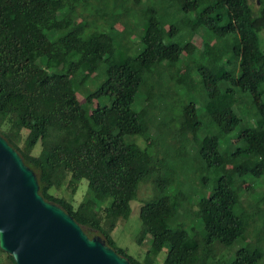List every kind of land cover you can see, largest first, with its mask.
<instances>
[{
  "label": "trees",
  "instance_id": "16d2710c",
  "mask_svg": "<svg viewBox=\"0 0 264 264\" xmlns=\"http://www.w3.org/2000/svg\"><path fill=\"white\" fill-rule=\"evenodd\" d=\"M263 4L0 0V133L36 171L45 199L133 264L151 263L119 246L113 231L149 181L137 235L140 245L150 238L147 261L167 249L164 264H262L264 224L253 248L244 239L256 216L264 220V191L252 211L242 192L264 179ZM196 34L207 47L192 41ZM100 67L99 86L82 90ZM164 87L166 96L152 97ZM83 179L78 205L56 193ZM211 179L208 192L194 186ZM240 241L234 259L217 258L219 245Z\"/></svg>",
  "mask_w": 264,
  "mask_h": 264
},
{
  "label": "water",
  "instance_id": "95a60500",
  "mask_svg": "<svg viewBox=\"0 0 264 264\" xmlns=\"http://www.w3.org/2000/svg\"><path fill=\"white\" fill-rule=\"evenodd\" d=\"M0 248L16 264H133L45 199L36 171L1 133Z\"/></svg>",
  "mask_w": 264,
  "mask_h": 264
},
{
  "label": "rangeland",
  "instance_id": "374dc122",
  "mask_svg": "<svg viewBox=\"0 0 264 264\" xmlns=\"http://www.w3.org/2000/svg\"><path fill=\"white\" fill-rule=\"evenodd\" d=\"M157 1H160V3H163V0H157ZM251 1L253 4L256 2V0H251ZM254 7L256 8V5H254ZM132 19H130V22ZM185 20H188V18L185 17L183 21H185ZM81 22H82L81 19H79L78 23L81 24ZM115 29L121 31L123 29V23L118 22L115 25ZM263 35H264V31L261 32L262 38H263ZM201 36L204 37L203 34L202 35H200V34L194 35L192 38V41L200 49H203V48L207 47L206 46L207 38L204 37L206 39V40H204ZM212 44L217 45L215 41L212 42ZM262 45L264 48L263 43H262ZM124 56H125V52L123 50L122 51L120 50L116 55V57L119 60L122 59ZM162 72L163 71L159 69V74L161 76H162ZM190 72H191L190 68H185L182 73H184L185 75H188ZM161 76H160V78L163 79V76L162 77ZM100 77H101V79H100ZM101 81H102V67H100L92 75L88 76L86 79V82L82 81V90H84V91L95 90L99 86ZM194 85H195V83H194ZM168 93H169V88L164 87V88H161V89L153 92L152 97L156 98V97H159L160 95L166 96ZM157 95H159V96H157ZM79 98L81 99L82 102H85L84 92H79ZM100 100H102V99H99V100L96 99L95 104ZM106 101L107 100H102L101 102H106ZM162 122L163 121H161V123L158 127L160 130L163 129V123ZM192 135L193 134H190L191 139H192ZM239 138H241V137H238L235 140L237 141ZM136 142L138 144H140L141 146L146 145V143H145L146 140L143 139L142 137L137 138ZM40 147H41V144L39 143L37 145V147L35 148V152H39ZM224 169H225L226 173H228V172L231 173L232 170L235 169L234 162H228L225 165ZM183 178H188V177H183ZM213 184H214L213 180L211 179L210 183L206 186L205 185L200 186L199 184H196L194 186L196 187L198 185L200 187L199 188L200 192H206V191L208 192V191H210V189H212ZM254 187L250 186V187L244 189V191L242 192V201H243V204L247 208L248 211H250V210L252 211L251 205H254L257 203V200L260 197V194L264 191V179L258 180L257 184L254 185ZM87 188H88V180L83 179L78 188L73 189L70 186H65L62 189L56 191V193L60 196L67 197L68 199L72 200L75 203V205H78L82 201V199L84 198V195L87 192ZM253 188H254V190H253ZM153 192H154V183L153 182L149 181V182L142 183V185L140 187L138 198L136 200L132 201L133 213H132L131 217L127 220H121L118 223L117 227L113 231V236L116 239L117 244L119 246L126 248L130 254H132L133 256L138 258L139 260L144 261V262H149L151 264H164L166 262L167 249H164L162 252H160L157 255V258L151 257V259H153V261L151 262L150 261L151 259H149L147 261V256H148L147 251L150 247V238H147L146 241L144 242V244H142V245L138 244V242H137V235L139 234V232L142 228L139 205L142 203V200H146L148 198H151L153 196ZM260 205H261V208L264 209V204L260 203ZM256 219H257V222L255 224H252V226L250 227V231H251L250 234L246 235L245 239H244V242L247 240V242H249V246H252V248L254 247L253 245L256 243L254 234L257 232L258 226H262L264 224V220L262 218L260 219L259 217L256 216ZM187 223H188L187 228L189 230H191L192 225H194L195 221H193V219H191V217H190L187 219ZM195 227H193L192 230H194V231L197 230ZM242 244H243V242L240 241V242H238V244H235L233 246H228V247H224L222 245H219L221 247V250L218 252L217 258H219V259L222 258L225 261H230V260L234 259L237 250L239 249V247ZM263 245H264V242H263ZM0 264H11L7 259V255L1 251H0ZM262 264H264V261L262 262Z\"/></svg>",
  "mask_w": 264,
  "mask_h": 264
}]
</instances>
